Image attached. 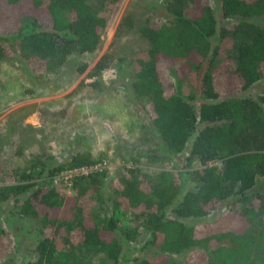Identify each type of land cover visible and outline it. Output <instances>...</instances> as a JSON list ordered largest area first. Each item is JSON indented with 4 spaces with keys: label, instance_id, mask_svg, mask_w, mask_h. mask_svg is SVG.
I'll return each mask as SVG.
<instances>
[{
    "label": "trees",
    "instance_id": "obj_1",
    "mask_svg": "<svg viewBox=\"0 0 264 264\" xmlns=\"http://www.w3.org/2000/svg\"><path fill=\"white\" fill-rule=\"evenodd\" d=\"M99 6L0 0V59H15L35 80L55 72L69 54L96 48L105 27ZM163 11L160 23L137 27L146 53L136 60L130 97L160 150L145 154L149 163L171 165L183 153L194 166L181 173L167 164L148 173L139 156L131 157L108 188L107 169H101L73 177L70 194L45 179L100 156L81 151L57 163L36 157L15 168L13 182L0 185V204L10 201L17 216L39 223L26 264H90L71 246L59 245L61 230L75 231L80 248L111 264L128 258L127 247L139 239L152 253L130 264H264V90L246 94L264 78V0H220V16L235 21L228 28L218 26L208 0H164ZM225 37L228 65L218 62ZM105 58L89 73L87 85L98 91ZM189 74L196 89L184 94ZM88 193L100 202L101 214L85 211ZM9 251L0 224V264H16Z\"/></svg>",
    "mask_w": 264,
    "mask_h": 264
},
{
    "label": "rangeland",
    "instance_id": "obj_2",
    "mask_svg": "<svg viewBox=\"0 0 264 264\" xmlns=\"http://www.w3.org/2000/svg\"><path fill=\"white\" fill-rule=\"evenodd\" d=\"M163 1L88 0L93 5H101L98 11L105 15V27L96 48L91 52L69 54L55 72L39 80L32 78L26 67L15 59H0V185L12 183V171L36 162V157L44 163H57L81 151L106 160L107 188L117 179L120 166L131 164V157L139 156L138 165L148 173L167 164L172 171L181 173L194 166L187 165L183 153L177 155L171 165L167 162L160 165L158 161L149 163L145 154L160 150L144 112L133 105L130 97L129 84L137 68L136 60L144 58L146 53V42L137 27L143 23H160L164 16ZM208 2L218 26L228 28L235 22L220 16V0ZM229 45L227 37L220 41L219 63H230L225 52ZM102 56H106L107 66L98 76L104 87L98 91L87 83L92 79L89 73ZM173 66L167 64L168 69ZM193 79V74H189L182 88L184 94L195 91ZM263 90L264 78L256 81L246 94L255 95ZM45 184L60 192H73L62 180L54 183L46 178ZM82 205L87 212L102 213L100 202L91 193L83 197ZM12 210L10 201L0 204V224L10 244L8 256L16 264H26L34 256L39 223L36 219L19 217ZM57 237L61 247L71 246L78 257L89 258L90 264H111L102 261L95 250L80 248L75 231L61 230ZM143 237L144 234L140 236ZM141 245L140 239L129 245L128 258L118 264H130L132 258L152 253Z\"/></svg>",
    "mask_w": 264,
    "mask_h": 264
},
{
    "label": "built area",
    "instance_id": "obj_3",
    "mask_svg": "<svg viewBox=\"0 0 264 264\" xmlns=\"http://www.w3.org/2000/svg\"><path fill=\"white\" fill-rule=\"evenodd\" d=\"M106 167H107L106 160L101 158L98 161H95L90 164L64 169L53 175L51 177V180L54 183H57V181L62 180L66 185L71 186V181L73 177L85 176L88 175L89 173L99 171L101 169H105Z\"/></svg>",
    "mask_w": 264,
    "mask_h": 264
}]
</instances>
